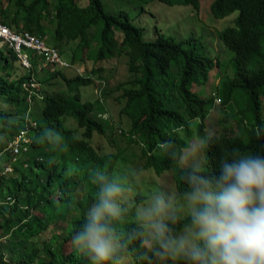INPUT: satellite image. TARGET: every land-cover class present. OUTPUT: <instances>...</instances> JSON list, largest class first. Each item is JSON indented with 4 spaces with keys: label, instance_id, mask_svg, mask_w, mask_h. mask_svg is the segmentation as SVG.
I'll list each match as a JSON object with an SVG mask.
<instances>
[{
    "label": "trees",
    "instance_id": "16d2710c",
    "mask_svg": "<svg viewBox=\"0 0 264 264\" xmlns=\"http://www.w3.org/2000/svg\"><path fill=\"white\" fill-rule=\"evenodd\" d=\"M156 1L189 5L195 12L199 9V0ZM210 9L215 18L236 15L231 25L219 31V40L234 54L230 58L233 68L232 75L222 76L213 91L220 99V108L216 106L218 117L211 123L217 124L219 131L210 123L206 133L209 106H215V99L200 96L193 86L205 85L209 72L219 67V60L210 57L204 45L194 40L187 47V41L164 36L157 27L153 28L154 37L145 40L140 23L123 9L108 11L103 0H87L85 4L79 0H0L3 24L44 37L47 31L42 20L48 19L54 25V39L64 45L59 49L61 55L74 44L69 64H84L86 58L92 63L89 71L80 69L72 77H67L63 68L51 71L48 65L47 77L37 81L48 85L60 76L71 93L47 91L40 96L41 108L34 110L35 95L22 83L37 72L40 57L32 55V68L22 72L25 68L13 49L0 48V103L8 105L7 109L0 107V157L6 154L7 159L12 158L8 146L20 131L29 138L24 159L18 155V165L10 174L0 173V264H90L72 247L71 237L98 202V172L118 183L125 181L124 187L130 186L135 195L121 201L123 215L113 221L123 245L113 264H158L161 257L153 258L156 246L138 214L140 203L149 197L143 196V187L148 184L125 180L121 171L115 176L122 149L133 143L158 174L172 171L175 197L170 200L158 185L150 186V193L168 199L177 219L173 223L165 218V222L174 233L190 226V211L173 207L178 204L176 195L188 191V174L198 171L211 176L233 149L264 151V0H213ZM116 31L121 37H116ZM118 55L125 57L127 72L125 80L114 88L121 90L118 112L129 120V127L113 132L105 144L93 145L95 134L105 135L95 107L110 92L101 88L103 79L90 75H101L103 65L114 64L109 60ZM88 84L99 86L93 101L79 93V87ZM230 122L236 125V129L226 127L232 134L220 129ZM257 125L259 136L254 134ZM194 134L205 140L207 169L181 165L186 143ZM61 221L69 228L55 227Z\"/></svg>",
    "mask_w": 264,
    "mask_h": 264
},
{
    "label": "clouds",
    "instance_id": "9594fccd",
    "mask_svg": "<svg viewBox=\"0 0 264 264\" xmlns=\"http://www.w3.org/2000/svg\"><path fill=\"white\" fill-rule=\"evenodd\" d=\"M0 43L3 42L0 40ZM37 67H41L39 61ZM31 68L25 69L28 71ZM31 81L35 83L34 87L29 86ZM24 83L28 84L24 89L38 94L34 92H39L36 88L39 84L33 76L22 86ZM212 94L215 95L214 92ZM215 100L220 102L218 97ZM259 133L260 126L257 125L254 134L259 136ZM131 147L137 148L132 143L122 149L117 165L125 174V180L135 184L146 183L139 172L153 168L146 164L138 148L128 151ZM185 179L189 186L185 200L190 210V226L182 228V233H174L169 223L165 222V218L173 223L177 219L170 211L171 205L165 196L158 195L152 201L155 192L144 190L143 196L149 194V197L138 208L139 214L145 209L144 205L154 202L143 211L142 216L151 229L150 235L156 246L153 258L161 257L158 264L177 261L185 264H264V151L233 149L220 160L216 173L206 176L193 171ZM95 182L99 185L98 202L89 209L80 230L72 234L71 244L90 264H113L118 249L123 247L113 221L123 215L121 201L126 189H133L127 185L124 187L125 181L118 183L102 172L96 173Z\"/></svg>",
    "mask_w": 264,
    "mask_h": 264
},
{
    "label": "rangeland",
    "instance_id": "374dc122",
    "mask_svg": "<svg viewBox=\"0 0 264 264\" xmlns=\"http://www.w3.org/2000/svg\"><path fill=\"white\" fill-rule=\"evenodd\" d=\"M87 0H79L81 4H85ZM106 6V9L108 11L118 12L120 9H123L127 11L130 14V17L136 22L140 23L144 27L143 31V37L145 40H149L152 37H154L153 28L157 27L164 36H168L170 38H173L178 41H187L189 45L187 47H190L191 44L194 43V40L197 41V43L204 45L207 50L210 57H214L219 60V67L215 66L210 72H209V81L205 85H196L193 86V89L202 97L211 98L213 96V91H215V87L219 85L221 82V77L224 75L231 76L232 75V62L230 61L234 54L232 51H230L228 48H226L222 42L219 40V31H221L223 28H225L228 25H231L233 23V18L236 15V12H234L231 15H228L224 18H215L213 17L210 9V5L213 0H199V9L198 12L191 11L192 9L189 5H183V4H177V5H166L162 2L156 1V0H103ZM140 9H142L141 14H138ZM43 24L46 26V35L42 37L44 39V42L49 46H54L58 49L64 48L63 43H60L56 41L53 37V31H54V25L49 22L48 19L42 20ZM90 33H93V29L90 30ZM116 37H121V34L116 31L115 32ZM74 46V44L68 45L69 49L67 50V53L61 55L64 60H66L69 63V55H70V49ZM8 47V44L0 43V48L2 50H5ZM67 47V46H66ZM67 47V48H68ZM27 52L30 55V60H33L32 58V52L27 49ZM86 54V52H85ZM119 60L116 64V60ZM125 57L123 55H118L117 58L113 57V59H110L109 61L114 64H108L105 63L103 65V72L101 75H98L97 73H93L90 76L94 78L95 80H99L100 78L103 79L105 82L100 81L101 88L107 92H110V95L106 96L107 99H102V101H98V105L95 107V116L100 119H102V123H104L105 126V135H99L95 134L92 139V144H105L106 142V136H109L111 132L118 131L119 128L127 129L129 126V120L126 117H121L119 115V100L120 99V91H117L114 87L117 86V83L120 81L125 80L126 77V64L124 63ZM92 63L88 58L84 61V64H81L80 62L76 63L73 66H69L68 68L62 69L63 73L67 77H72L74 73L78 69H81V71H84L87 69L89 71V68H91ZM87 67V68H86ZM58 68V67H57ZM83 69V70H82ZM49 70H54L51 67H49ZM47 68V66H41L37 68V72L33 75V77L36 79V84L38 85L39 92H34L38 94H34L35 98L33 100V106L34 110L37 108H41L42 102L40 99L41 95H44L45 92L50 91L52 93L58 92V93H65L69 94L71 93L69 90V87L64 84L60 76L55 77L52 82H50L48 85H46L43 82H38L37 80H42L44 77H47L46 75L48 72H50ZM22 72H27L26 69L20 70ZM85 72H83L84 74ZM99 86L95 87L91 84L83 85L79 87V93L83 97H85L87 100L93 101L95 99V92H97L99 89ZM102 90V92H103ZM100 91V90H99ZM216 92V91H215ZM214 92V93H215ZM104 96V95H103ZM218 97L217 93L214 95V99ZM263 101V111H264V97H262ZM216 104L213 106V104H210V111L208 114V120L206 119V133L208 130V127H210V123L213 118H217V110L216 106H219V103L215 100ZM234 108H237V105L232 104ZM0 107L3 109H7L8 105L6 103H0ZM11 108V107H10ZM14 108H11L13 110ZM102 114L99 116V114ZM105 113V114H103ZM236 113V111H235ZM214 116V117H213ZM99 119V118H98ZM250 120V119H249ZM123 123V124H122ZM122 124V125H121ZM195 124V121L192 122V125ZM215 125V127L219 131V126L215 123H211ZM233 125V128L236 129L235 122H230L227 124L221 125V128L225 133H231L230 130H228V126ZM213 127V126H212ZM221 130V131H222ZM220 131V132H221ZM235 133V132H234ZM232 134V133H231ZM203 141V142H202ZM203 143V144H201ZM123 144V143H121ZM204 144L205 140H202L201 138H196V135L192 136L191 139L188 140L186 145H188L187 149L184 150L182 159L183 163L181 165L183 166H194L196 168L200 169H207V160L205 156L204 151ZM124 145V144H123ZM192 145V146H191ZM137 150L136 147H131L130 150ZM21 160L24 159V155L21 154L19 156ZM135 158V157H134ZM20 160V161H21ZM137 160L142 161V159L138 158ZM136 166L140 165L136 162H134ZM6 165H9L10 167L14 168L18 163L15 160L7 159L6 154L1 155L0 157V173H4V168ZM184 167V168H185ZM121 172L118 169L115 172V176L118 177ZM9 172H6L5 175H9ZM139 175H142L144 177V181L148 183V185L143 187V190H150V186L152 185H158L160 188H162L164 191L168 193V197L171 200L174 198L173 192L175 191L174 186V180L172 176V171L170 169H166L161 174H158L154 169H145L141 170L139 172ZM131 195V196H129ZM158 194L154 193L152 194L151 200L155 201ZM132 197V191L131 189H126L124 200L129 199ZM177 206H173L177 209H182L183 207L188 208L185 200V195H176ZM166 200H168L166 198ZM154 204L151 203L149 206L144 205L145 209H148ZM145 209H142L139 213V216L143 219L142 213ZM172 212V208L170 210ZM188 211H190L188 209ZM148 226V225H147ZM55 227L59 229H67L69 228L66 221H61L55 224ZM149 232L151 233V229L147 228ZM184 232V231H183ZM150 247V246H149Z\"/></svg>",
    "mask_w": 264,
    "mask_h": 264
},
{
    "label": "built area",
    "instance_id": "2783aa9c",
    "mask_svg": "<svg viewBox=\"0 0 264 264\" xmlns=\"http://www.w3.org/2000/svg\"><path fill=\"white\" fill-rule=\"evenodd\" d=\"M0 40L14 50L21 65L25 68L32 66L27 49L37 57H40V66L50 65L52 69L69 66V63L61 57L57 48L47 45L43 38L36 34L25 30L14 31L0 22ZM29 86L34 87L35 83L31 81ZM23 87L27 88L28 84L24 83ZM27 143H29V138L26 132L20 131L8 146L12 154L11 160H15L18 155L23 154L27 150ZM11 170L12 167L9 165L4 168V172H10Z\"/></svg>",
    "mask_w": 264,
    "mask_h": 264
},
{
    "label": "bare ground",
    "instance_id": "6f19581e",
    "mask_svg": "<svg viewBox=\"0 0 264 264\" xmlns=\"http://www.w3.org/2000/svg\"><path fill=\"white\" fill-rule=\"evenodd\" d=\"M224 109H225V108H224ZM122 124H123V123H122ZM122 124H121V125H122ZM89 142H90V141H89Z\"/></svg>",
    "mask_w": 264,
    "mask_h": 264
}]
</instances>
